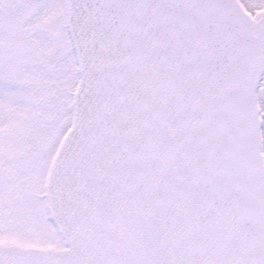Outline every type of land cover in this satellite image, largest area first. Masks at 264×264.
<instances>
[{"label": "snow or ice", "instance_id": "obj_1", "mask_svg": "<svg viewBox=\"0 0 264 264\" xmlns=\"http://www.w3.org/2000/svg\"><path fill=\"white\" fill-rule=\"evenodd\" d=\"M0 264H264V0H0Z\"/></svg>", "mask_w": 264, "mask_h": 264}]
</instances>
